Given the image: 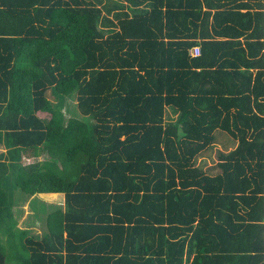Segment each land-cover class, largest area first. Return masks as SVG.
Masks as SVG:
<instances>
[{"label": "trees", "instance_id": "obj_1", "mask_svg": "<svg viewBox=\"0 0 264 264\" xmlns=\"http://www.w3.org/2000/svg\"><path fill=\"white\" fill-rule=\"evenodd\" d=\"M0 144V264H264V0H0Z\"/></svg>", "mask_w": 264, "mask_h": 264}, {"label": "rangeland", "instance_id": "obj_2", "mask_svg": "<svg viewBox=\"0 0 264 264\" xmlns=\"http://www.w3.org/2000/svg\"><path fill=\"white\" fill-rule=\"evenodd\" d=\"M106 1V0H104ZM64 114L67 117H71L78 114L76 113V95L72 94L65 98L63 105ZM167 119L174 118L173 112L167 110ZM41 117H47L46 113H39ZM221 132L216 131V135ZM235 146V142L225 133H221L216 140L213 148L206 151L198 159V163L204 168L215 167L218 159L219 151H228ZM0 151H5L3 145L0 144ZM31 161L28 158H24V162ZM48 199H42L36 195L29 196L16 190L13 193V212L15 219L17 220V226L20 228H26L34 235H39L44 229L45 215L53 209L61 206V203L53 201H47Z\"/></svg>", "mask_w": 264, "mask_h": 264}, {"label": "built area", "instance_id": "obj_3", "mask_svg": "<svg viewBox=\"0 0 264 264\" xmlns=\"http://www.w3.org/2000/svg\"><path fill=\"white\" fill-rule=\"evenodd\" d=\"M190 53H191V55H193V56H196V55H199V53H200V48L199 47H193L191 50H190Z\"/></svg>", "mask_w": 264, "mask_h": 264}]
</instances>
